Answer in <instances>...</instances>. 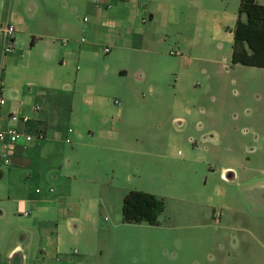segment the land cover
Segmentation results:
<instances>
[{
  "label": "rangeland",
  "instance_id": "rangeland-1",
  "mask_svg": "<svg viewBox=\"0 0 264 264\" xmlns=\"http://www.w3.org/2000/svg\"><path fill=\"white\" fill-rule=\"evenodd\" d=\"M59 1L57 52L46 69L58 77L72 97V109L66 116L50 110L52 126L61 127L57 129L60 138L54 144L55 154L35 158L17 167L13 175H9L11 166L0 165L4 173L0 176V196L11 194L9 200L0 199V208L4 206L9 212L0 223L8 238L23 228L33 230L30 217L39 211L32 208V201L43 199L38 202L44 206L48 200H58L60 194L112 195L108 216L121 218L124 197L137 186V190L165 199L167 217H176L182 211L199 213L197 220L204 223L198 229L201 249L194 251L189 245L181 264H264V68L235 61L228 51L227 61L202 63V70L182 85L178 84L175 69L176 74H171L159 91L139 80V69L131 60L120 64L116 54L122 51L121 43L111 47L108 28L89 29L90 24L84 22L92 14L87 0H75L70 6H64L65 0ZM227 2L228 11L238 13L240 0ZM259 2L264 4V0ZM66 27L72 29L67 31ZM83 38L89 50L79 58ZM172 41L163 49L168 55L177 51ZM40 46L44 54L46 42L29 47L15 70L5 68V111L18 90L33 96L47 93L41 88L42 77L35 70H26L38 57ZM105 48L112 52L105 54ZM121 67L127 71L124 78L120 77ZM36 102L46 109L44 101ZM119 109L122 130L127 134L119 144L121 150L108 148L110 144L100 135L102 118L117 117ZM92 132L95 137L90 136ZM164 132L178 138L168 143ZM67 136L72 142H66ZM80 141L85 144L78 145ZM136 149L151 154L135 159L133 171L123 169L121 163L119 170L116 156L128 161L131 150ZM64 158V176L76 174L77 179H55ZM85 166L103 174V180L87 182ZM229 166L233 169L227 180L222 171ZM232 170L237 171L238 178L230 179ZM21 196L26 203L21 204ZM24 209L31 210V215L24 216ZM187 236L190 238V231ZM35 237L34 258L46 243L40 233Z\"/></svg>",
  "mask_w": 264,
  "mask_h": 264
},
{
  "label": "crops",
  "instance_id": "crops-1",
  "mask_svg": "<svg viewBox=\"0 0 264 264\" xmlns=\"http://www.w3.org/2000/svg\"><path fill=\"white\" fill-rule=\"evenodd\" d=\"M87 1L92 14L91 17L86 16L84 22L90 24L89 29L108 28L107 36L111 47L117 48L116 42L121 43L122 51L116 54L120 64L131 60L139 69V80L149 82L151 87L159 91L163 90L162 86L171 74L178 71L177 81L182 85L185 79L202 70V63L219 64L227 61L228 51L233 53L238 13L228 11V0H98L97 3ZM73 2L75 0H65L64 6H70ZM60 6L59 0H0V9L3 11L0 20L9 21L17 31L15 52L6 58L0 55V64L4 63L5 68L15 70L21 66L29 47L36 48L46 42L44 54L41 53L40 46L38 57L33 58L26 70H35L42 77L44 82L41 88L47 93L41 91L33 96L27 92L24 95L21 90L16 91L18 93L10 104V109L5 111L8 101L0 107V123L7 124L11 112L32 116L48 127V138L26 149H20L14 155L9 175L16 173L17 167L28 165L35 158L45 159L57 152L54 144L59 141L57 129L61 127L52 126L50 110L56 109L58 113L66 116L72 109V97L67 94L65 87L60 85L58 77H54L53 73L46 69L57 52L55 33L58 29ZM70 29L72 27L67 31ZM172 38L177 51L172 50L168 55L163 49L171 43ZM82 43L79 58L83 52L89 50L84 46L87 43L84 38ZM120 72V77H126L127 71L124 67H121ZM38 100L47 105L46 109L41 107V112L35 114L33 108L38 104ZM118 112L117 117L102 118L100 135L104 142L110 144L108 148L121 150L123 148L119 144L127 134L122 130L120 109ZM164 134L168 143L178 138L171 133H168V136L166 132ZM90 136L95 137V132ZM84 144L80 141L78 145ZM77 147L72 150L75 151ZM141 154L150 155L151 152L131 150V158L128 161L120 160L118 154L115 161L119 170L121 163L123 169L133 171L131 167ZM65 168L64 158L55 179L65 182L66 178H78L76 174L64 176ZM230 169L233 167L223 168L224 179H229ZM83 172L86 173L85 180L91 184L103 180V174H97L91 167L85 166ZM230 172V179L238 178L236 170ZM3 174V171L0 172V176ZM115 178L120 180V173ZM128 179L131 178L128 176ZM105 183L107 185L109 182ZM134 188L139 189L137 186ZM6 195L0 196L2 202L11 199V194ZM57 198L59 199L48 200L44 206L38 202H44L43 199L32 201V208L39 211L30 217L34 231L23 228L12 238H8L6 230L0 224L4 229L0 230L1 264H181L183 251L189 245H192L194 251L201 249V233L199 234L198 229L203 228L204 223L197 220L199 213L194 210L182 211L176 217H167L164 212L160 215L159 225L126 223L120 215L115 218L108 216L109 204L113 202L112 195L65 197L60 194ZM18 199L21 204L27 201L22 196ZM54 208H57L56 213ZM8 215L6 208L1 206L0 223L1 220L7 219ZM188 231L190 238L187 236ZM39 233L46 243L39 247L40 254L34 258L33 245L37 239L35 236ZM75 249L78 251L74 252Z\"/></svg>",
  "mask_w": 264,
  "mask_h": 264
},
{
  "label": "trees",
  "instance_id": "trees-1",
  "mask_svg": "<svg viewBox=\"0 0 264 264\" xmlns=\"http://www.w3.org/2000/svg\"><path fill=\"white\" fill-rule=\"evenodd\" d=\"M234 33V60L264 68V5L257 0H240ZM165 209L163 197L133 189L124 197L122 217L126 223L158 225Z\"/></svg>",
  "mask_w": 264,
  "mask_h": 264
},
{
  "label": "built area",
  "instance_id": "built-area-1",
  "mask_svg": "<svg viewBox=\"0 0 264 264\" xmlns=\"http://www.w3.org/2000/svg\"><path fill=\"white\" fill-rule=\"evenodd\" d=\"M97 3L98 0H92ZM87 20V19H85ZM16 27L9 21L0 20V55L2 58L13 54L16 50ZM105 54L110 53L109 48L103 51ZM4 63L0 64V107L4 106L7 102L4 97ZM29 91H33L30 87ZM42 110L39 104L33 108L35 114L40 113ZM8 123L2 125L0 123V165L10 166L13 161L14 155L20 149H26L34 143H41L48 137V128L42 124L39 119L32 116L22 115L16 112L9 114ZM72 132V128L68 129ZM67 142H72L70 137L66 138ZM39 190V189H38ZM25 216L31 215L30 210L22 212ZM77 252V250L75 251Z\"/></svg>",
  "mask_w": 264,
  "mask_h": 264
}]
</instances>
